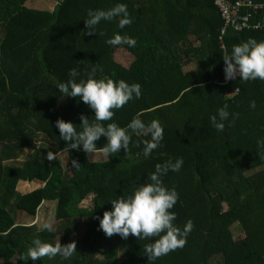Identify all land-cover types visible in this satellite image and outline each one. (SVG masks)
<instances>
[{
  "label": "trees",
  "instance_id": "1",
  "mask_svg": "<svg viewBox=\"0 0 264 264\" xmlns=\"http://www.w3.org/2000/svg\"><path fill=\"white\" fill-rule=\"evenodd\" d=\"M29 0H0V259L15 264H264V81L225 80L223 55L249 37L264 40V30H229L215 0H56L53 10L31 8ZM125 3L132 23L119 18L102 21L97 33L85 34L89 9H110ZM100 33H103L101 35ZM114 34L135 38L136 45L110 46ZM135 56L125 67L115 59L119 47ZM194 62L196 68L184 66ZM98 66L113 80L141 85L139 99L115 110L112 121L125 127L133 118L153 119L164 128L163 140L151 156L143 155L147 133H132L123 148L104 161H91L82 149H70L68 164L48 151H63L56 121L77 125L94 110L78 97H63L56 85L78 68L80 78ZM101 73L98 71V77ZM237 89V91H236ZM256 101V108L250 102ZM238 113L232 127L218 132L210 117L223 104ZM131 131V130H129ZM42 138L44 143L37 144ZM107 142L101 137L97 151ZM33 149L21 164L24 149ZM183 157L179 172L169 171L165 185L175 187L179 201L173 211L183 228H194L187 243L156 260L144 247L155 237L131 234L108 237L99 228L112 199L131 194L148 181L155 166ZM72 160L80 163L72 167ZM40 179L45 185L23 193L20 181ZM92 195V205L81 203ZM44 200L56 201L59 224L52 232L22 223V212L36 217ZM244 233L237 238L232 227ZM62 246L75 242L76 252L32 261L31 240ZM106 241L113 244L104 246Z\"/></svg>",
  "mask_w": 264,
  "mask_h": 264
},
{
  "label": "clouds",
  "instance_id": "2",
  "mask_svg": "<svg viewBox=\"0 0 264 264\" xmlns=\"http://www.w3.org/2000/svg\"><path fill=\"white\" fill-rule=\"evenodd\" d=\"M119 18L118 27L124 29L132 23V18L125 3H117L110 9H89L85 18V34L97 33V26L102 21H112ZM103 35V33H100ZM110 46L127 45L134 47L136 40L133 37L114 34L106 40ZM225 80H234L239 77L243 81H264V40L249 37L237 45H233L230 52L223 55ZM98 71L101 75L98 77ZM69 79L66 82H58L56 87L63 97H78L80 101L94 110V119L83 114L80 119L82 123L77 125L71 121L58 119L56 128L59 130L60 138L66 142L64 151L70 149L83 150L85 153L97 152V141L105 137L107 142L100 149L105 154L116 155L122 148L128 152L132 140V133L137 136L147 133L150 139L144 141L143 155L145 158L151 156L157 149L164 134V128L157 119L145 123L139 118H133L125 127L119 126L112 121L115 110L122 108L129 101L139 99L142 95L141 85L128 83L125 80H113L102 74V69L92 66L86 73V78L81 77L78 68L69 71ZM237 91V89H236ZM252 109L256 108V101L250 102ZM229 105L223 104L216 113L210 117L212 126L223 132L226 127H232L238 119V113H230ZM131 130V131H129ZM257 145L264 148V137L257 139ZM27 151V149L25 150ZM58 153L48 151L47 159L56 160ZM184 164L183 157L174 161L168 160L163 164H157L148 181L139 185L131 194H124L112 199V207L103 213L99 228L108 237L114 234L127 239L131 234L138 239L155 237L153 242L144 247L145 254L151 260H156L179 248H183L188 236L194 228V222L188 220L181 228L175 221L177 214L173 211L179 201V192L175 187L169 188L165 185L163 177L169 171L179 172ZM78 161L72 160V167L79 168ZM54 222L51 218L42 223L38 231H54ZM76 252L75 242L61 245L60 242L52 244L45 242L39 236H35L27 248L26 255L32 261L43 257L49 259L60 256L67 260Z\"/></svg>",
  "mask_w": 264,
  "mask_h": 264
},
{
  "label": "rangeland",
  "instance_id": "3",
  "mask_svg": "<svg viewBox=\"0 0 264 264\" xmlns=\"http://www.w3.org/2000/svg\"><path fill=\"white\" fill-rule=\"evenodd\" d=\"M57 4L56 0H29L27 1L26 5L28 7H38L40 9H45V10H53ZM34 5V6H33ZM115 59L118 63H121L125 67H128L131 65L133 60L135 59V56L133 53H131L129 50L123 48L122 46L117 48L115 50ZM197 64L194 62L188 63L184 66L185 69L188 68H196ZM45 141L42 140V138H39L37 140V144L44 143ZM27 149V151H25ZM21 154V157L19 160L16 162L17 164H21L26 158H28L32 152L33 149L26 148ZM58 153V156L62 158L63 162L67 165L66 167L69 166L68 164V157H69V152L68 151H56ZM88 156L91 161H104L107 159V154L103 153L102 151H97L95 154L94 153H88ZM20 181L18 185V189L22 192H29L31 190H34L38 187H41L42 185H36V186H31V184L28 185V183L33 182V181ZM56 201H50V200H44L43 203L41 204L38 214L36 217H32V215H29L28 213L22 212L20 215L21 217V222L25 224H33L39 228L42 223H44L46 220L51 218L54 222V227H56L59 224V220L57 219V213H56ZM82 206H91L92 205V195H89L85 200L82 201L81 203ZM233 232L237 238L242 237L244 233L241 231V228L235 224L233 227ZM57 242H60L62 244V239L61 237H58ZM110 244H113V241H106L104 246H108ZM16 259H13L12 261H5L0 259V264H15ZM213 264H221V262L217 259L213 260Z\"/></svg>",
  "mask_w": 264,
  "mask_h": 264
},
{
  "label": "built area",
  "instance_id": "4",
  "mask_svg": "<svg viewBox=\"0 0 264 264\" xmlns=\"http://www.w3.org/2000/svg\"><path fill=\"white\" fill-rule=\"evenodd\" d=\"M225 24L221 34L229 30H264V0H215Z\"/></svg>",
  "mask_w": 264,
  "mask_h": 264
},
{
  "label": "crops",
  "instance_id": "5",
  "mask_svg": "<svg viewBox=\"0 0 264 264\" xmlns=\"http://www.w3.org/2000/svg\"><path fill=\"white\" fill-rule=\"evenodd\" d=\"M34 6V5H33ZM32 8H37V9H40V8H38V7H32ZM22 181H24V180H22ZM29 182V181H28ZM27 182V183H28ZM29 184H31V186H36V185H42V186H44L45 185V182L44 181H42V180H40V179H35V180H33V182H30V183H28V185ZM41 186V187H42ZM38 188H40V187H38ZM37 189V188H36ZM35 190V189H34ZM31 191H33V190H31ZM30 192V191H29ZM23 193H26V192H23Z\"/></svg>",
  "mask_w": 264,
  "mask_h": 264
}]
</instances>
